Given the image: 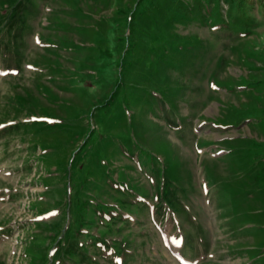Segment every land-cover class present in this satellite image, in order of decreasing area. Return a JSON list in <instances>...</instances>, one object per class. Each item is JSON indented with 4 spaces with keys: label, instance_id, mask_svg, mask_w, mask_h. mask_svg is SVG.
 <instances>
[{
    "label": "rangeland",
    "instance_id": "374dc122",
    "mask_svg": "<svg viewBox=\"0 0 264 264\" xmlns=\"http://www.w3.org/2000/svg\"><path fill=\"white\" fill-rule=\"evenodd\" d=\"M0 67V264H94L82 227L177 264L166 210L264 264V0H0Z\"/></svg>",
    "mask_w": 264,
    "mask_h": 264
}]
</instances>
